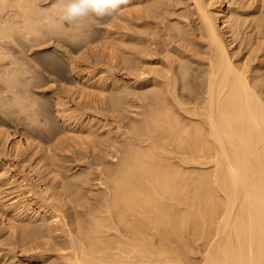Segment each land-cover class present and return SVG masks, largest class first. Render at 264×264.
<instances>
[{
    "label": "bare ground",
    "instance_id": "6f19581e",
    "mask_svg": "<svg viewBox=\"0 0 264 264\" xmlns=\"http://www.w3.org/2000/svg\"><path fill=\"white\" fill-rule=\"evenodd\" d=\"M59 3L0 0V264H264V0Z\"/></svg>",
    "mask_w": 264,
    "mask_h": 264
},
{
    "label": "clouds",
    "instance_id": "9594fccd",
    "mask_svg": "<svg viewBox=\"0 0 264 264\" xmlns=\"http://www.w3.org/2000/svg\"><path fill=\"white\" fill-rule=\"evenodd\" d=\"M128 0H60L59 21L64 24H76L85 18L103 19L112 17Z\"/></svg>",
    "mask_w": 264,
    "mask_h": 264
},
{
    "label": "rangeland",
    "instance_id": "374dc122",
    "mask_svg": "<svg viewBox=\"0 0 264 264\" xmlns=\"http://www.w3.org/2000/svg\"><path fill=\"white\" fill-rule=\"evenodd\" d=\"M212 239H213V238H212ZM212 241H213V240H210L209 244H208V243L206 244L207 246L204 245L205 247H204V246H198V247H197V246L195 245L194 247H197V248H193V249H191V250H195V249H197V250H195L194 252H193V251H190L191 254H190V252H189V254H188L190 257L185 256L186 254L182 255V257H183V258H186V257H187L186 259H188V260L191 258V259L187 262V264H193V262H194L195 264H205V261H203V260H205V259H204V254H203V253H206V252L208 251V249L211 247V246H210V245H211L210 243H211ZM203 247H204V248H203ZM199 248H200V249H199ZM202 248H203V250H201ZM205 250H206V251H205ZM192 252H193L194 254H193ZM192 255L194 256V258H193ZM184 256H185V257H184ZM202 256H203V257H202ZM195 257L198 258V259H196ZM199 257H200L202 260H201ZM186 261H187V260H185V261L183 260L184 264L186 263ZM190 261H191V262H190ZM192 261H193V262H192ZM195 261H196V262H195ZM200 261H201V262H200Z\"/></svg>",
    "mask_w": 264,
    "mask_h": 264
}]
</instances>
